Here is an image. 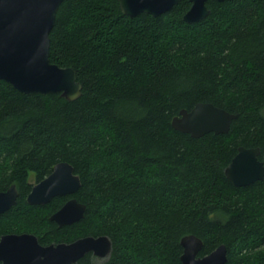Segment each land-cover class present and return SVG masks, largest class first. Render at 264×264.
<instances>
[{
  "label": "trees",
  "instance_id": "1",
  "mask_svg": "<svg viewBox=\"0 0 264 264\" xmlns=\"http://www.w3.org/2000/svg\"><path fill=\"white\" fill-rule=\"evenodd\" d=\"M206 6V18L186 23L189 0L157 17L124 15L119 0H63L49 61L75 71L81 94H24L0 80V192L18 191L0 237L28 233L48 246L106 236L105 258L75 264H182L180 239L192 234L199 256L224 244L225 264H264V178L236 187L224 175L240 146L264 160V0ZM203 102L238 114L228 133L171 127ZM61 162L78 190L28 204L29 175L37 183ZM70 198L83 217L58 226L49 217Z\"/></svg>",
  "mask_w": 264,
  "mask_h": 264
},
{
  "label": "water",
  "instance_id": "2",
  "mask_svg": "<svg viewBox=\"0 0 264 264\" xmlns=\"http://www.w3.org/2000/svg\"><path fill=\"white\" fill-rule=\"evenodd\" d=\"M179 0H119L124 15L147 14L157 17ZM190 7L182 19L196 23L210 13L207 0H189ZM226 1V0H217ZM63 0H0V80L17 91L30 94L59 93L68 101L80 97L81 84L71 68H61L49 61V34L57 10ZM238 114H232L211 103H197L189 111L180 110L171 127L199 138L207 133L226 134ZM259 148L238 147L224 169L226 179L236 187L247 186L264 178V163ZM80 187V179L70 164L54 165L51 173L34 184L26 200L43 205L56 196L72 195ZM18 191L11 185L0 192V215L16 204ZM85 206L75 198L68 199L49 219L58 226L70 225L83 217ZM182 264H225L226 247L221 244L210 253L199 256L202 241L195 235L180 239ZM111 249L108 237L87 236L70 243L42 246L28 233L0 237L1 264H75L85 254L105 258Z\"/></svg>",
  "mask_w": 264,
  "mask_h": 264
},
{
  "label": "rangeland",
  "instance_id": "3",
  "mask_svg": "<svg viewBox=\"0 0 264 264\" xmlns=\"http://www.w3.org/2000/svg\"><path fill=\"white\" fill-rule=\"evenodd\" d=\"M28 180H29L30 183L35 184V183H34V177H33V174H30V175H29Z\"/></svg>",
  "mask_w": 264,
  "mask_h": 264
},
{
  "label": "flooded vegetation",
  "instance_id": "4",
  "mask_svg": "<svg viewBox=\"0 0 264 264\" xmlns=\"http://www.w3.org/2000/svg\"><path fill=\"white\" fill-rule=\"evenodd\" d=\"M255 148H258V147H255ZM258 159L261 160V161H263V163H264V160L260 157V155H259ZM39 182H40V181H39ZM37 183H38V182H37ZM35 184H36V183H35ZM33 185H34V184H33ZM33 185H32V186H33ZM94 257H95V256H94ZM96 258H98V257H96Z\"/></svg>",
  "mask_w": 264,
  "mask_h": 264
}]
</instances>
